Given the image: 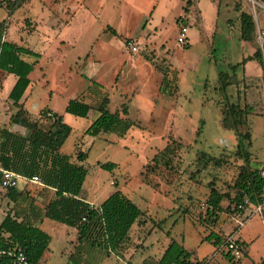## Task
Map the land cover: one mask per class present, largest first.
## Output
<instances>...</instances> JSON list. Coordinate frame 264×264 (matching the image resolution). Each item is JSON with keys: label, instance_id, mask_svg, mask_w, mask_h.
<instances>
[{"label": "rangeland", "instance_id": "obj_1", "mask_svg": "<svg viewBox=\"0 0 264 264\" xmlns=\"http://www.w3.org/2000/svg\"><path fill=\"white\" fill-rule=\"evenodd\" d=\"M183 1L24 0L9 15L0 7V20L6 19L4 39L41 55L28 75L24 108L34 120L42 109L62 115L71 130L60 152L73 161L76 152L86 153L81 162L86 170L81 197L99 204L119 190L143 212L125 242L108 256L84 244L86 251L76 252L82 248L79 246L69 257L74 235H66L63 224L44 219L40 228L51 240L38 264H157L170 239L192 251L195 260L231 264L222 256V247L214 249L201 239L210 230L223 239L231 233L236 237L240 227L224 210L227 201L221 203L223 211L216 223L207 221L204 201L210 186L232 195L231 185L243 164L234 155V132L220 124L222 110L229 104L246 111L238 131L250 135L246 147L249 167H264V93L261 77H254L260 75L262 65L264 68V5L255 0H189L188 12L183 11ZM194 2L199 21L191 10ZM80 5L87 13L77 10L70 25L64 24ZM234 5L252 17L251 41L239 38V11ZM178 20L187 27L183 44L176 42ZM105 26L115 29L117 35ZM127 42L136 46L135 52ZM256 48L259 58L252 56ZM155 67L164 69L169 80L173 77L177 90L172 97L158 91L160 74ZM243 68L253 77L241 78ZM2 75L1 127L10 123L8 117L15 111L7 99L14 76ZM103 93L109 99L108 111L124 103L127 119L138 126L122 136L110 132L89 136L84 130L94 120V110L85 117L63 112L69 99L92 104ZM166 145L173 149L167 155L168 165L162 164L164 158L153 164L151 157ZM200 153L211 160L198 159ZM98 163L112 166L102 169ZM151 167L154 173L149 171ZM40 189L37 184L25 185L28 198L15 207L0 193V217L6 210L26 209L29 202L42 207L47 195L38 200ZM249 218L254 225L247 232L255 237L250 241V259L241 264L260 261L264 252L259 217L253 214ZM245 229L243 239L248 238Z\"/></svg>", "mask_w": 264, "mask_h": 264}, {"label": "trees", "instance_id": "obj_2", "mask_svg": "<svg viewBox=\"0 0 264 264\" xmlns=\"http://www.w3.org/2000/svg\"><path fill=\"white\" fill-rule=\"evenodd\" d=\"M255 1L264 5V0ZM23 2L24 0H0V7L4 8L9 15ZM189 5L190 1L185 0L183 11H187ZM233 9L239 11L237 5H234ZM238 20L240 40L251 41L254 37L252 17L246 12L239 11ZM5 29L6 21L0 20V72L12 74L15 77L7 95V99L15 108L14 113L9 116V122L16 125L23 133L10 131L0 126V168L11 170L27 178L38 175L40 184L53 189V194L40 208L29 202L26 209L4 212L0 220V250L17 246L22 250L28 262L38 264L50 241L49 235L37 227V223L45 218L74 228L78 246L85 244L101 250L108 256L116 252L125 242L130 227L142 216L143 212L119 190L112 192L96 206H91L83 200L81 187L86 170L81 164L70 162L69 155L60 152V147L68 137L71 128L63 122L61 115L52 113L48 109H42L39 112V119H32L20 102L29 85L28 74L34 69L40 55L28 47L3 39ZM105 30L116 35L110 27H106ZM252 56L260 57L258 48ZM155 70L160 74L158 91L162 95L172 97L177 90L175 81L174 83L171 81L173 77L169 80L164 69L155 67ZM92 86L99 88L97 83H92ZM108 101L105 93L92 104L77 98L69 99L65 103L63 112L85 117L89 110H94L97 116L84 130V134L89 136H97L101 132L122 136L127 129L138 126L137 123H132L127 119L126 104L121 103L117 110L110 112L107 109ZM48 112L49 116L46 115ZM222 115L220 124L223 128L232 129L234 132L236 137L234 155L242 159L243 164L239 167L231 185L232 195L221 193L212 186L209 187L204 201V214L206 220L212 224L216 223L219 213L223 211L221 206L223 201H227L224 210L229 212V216L242 218L251 205L264 199V177L259 174L264 167H249L246 147L249 144L250 135L248 131L244 133L238 131L244 123L241 117L246 115V111L229 104L223 108ZM41 120L47 124L43 126ZM171 152L173 149L166 145L159 153L151 157V162L157 164L159 159L164 158L162 164L167 166V155ZM85 157L86 153L78 151L74 159L80 163ZM198 159L211 160L204 153H200ZM98 166L102 169H109L112 164L98 163ZM149 171L154 173L153 167ZM24 188L25 186L19 190L16 188L0 189L1 197L6 198L15 207L19 201L28 198ZM244 199L248 203L245 204ZM202 241L216 249L223 245L224 239L210 230L202 237ZM192 254L193 252L185 249L181 243L170 239L156 263H205V258L195 260ZM221 254L231 264H238L239 261L234 260L228 253L222 251ZM0 264H9L8 258L0 256ZM259 264H264V255Z\"/></svg>", "mask_w": 264, "mask_h": 264}, {"label": "built area", "instance_id": "obj_3", "mask_svg": "<svg viewBox=\"0 0 264 264\" xmlns=\"http://www.w3.org/2000/svg\"><path fill=\"white\" fill-rule=\"evenodd\" d=\"M179 23V28L176 35V42L183 44L185 41V34L187 31V27L181 24L182 20L177 21ZM128 43V48L130 51L135 52L136 46L131 42ZM47 116L50 113H46ZM259 174L264 177V169L259 171ZM39 184L40 178L38 175H32L30 177H24L20 174H17L11 170L2 169L0 168V189L5 188H16L18 184ZM245 204L248 203L246 199L243 201ZM94 206L92 204H89ZM264 206V199L256 203L255 205H251L250 209L247 211L246 215L242 218L232 216L231 219L236 223V227H240L244 224V222L253 214H257L261 216L262 207ZM83 220V219H82ZM223 251L228 253L230 257L234 260L239 259L242 257L245 247L244 245L238 240L237 237H234V233H231L227 237H225L223 245L221 246ZM0 256H6L8 258L9 264H33L26 260V257L22 250L15 246V247H8L6 249L0 250Z\"/></svg>", "mask_w": 264, "mask_h": 264}, {"label": "crops", "instance_id": "obj_4", "mask_svg": "<svg viewBox=\"0 0 264 264\" xmlns=\"http://www.w3.org/2000/svg\"><path fill=\"white\" fill-rule=\"evenodd\" d=\"M185 1V0H184ZM184 1H183V6H184ZM211 1H213L214 3L215 2H218V0H211ZM196 2V1H195ZM195 2H194V5H193V3H191V10H192V12H193V14H194V16H195V18L196 19H198V21H199V11H198V8H197V6H195ZM182 6V7H183ZM83 8H82V6L80 5V6H76L75 7V10L72 12V14H71V12H70V15H67V20H66V23H64V24H66V25H70V23H69V21H71V19L73 20L74 19V15H75V13L77 12V10H80V12H83L84 11V13H87V11H86V9L85 10H82ZM187 11L189 12V6H188V8H187ZM67 11H65V13H66ZM196 12V13H195ZM67 14V13H66ZM181 15H178L177 16V18H179ZM177 18H176V20H177ZM186 19V18H185ZM1 20H5L6 21V19L5 18H3V19H1ZM72 23V22H71ZM262 23H264V19L262 20ZM200 24H201V20H200ZM106 27H108V26H105V28ZM199 28H200V32H201V35H203L202 33H203V28H202V25L200 26L199 25ZM113 29V28H112ZM114 31H115V33H116V30L115 29H113ZM238 32H239V30H238ZM116 35H117V33H116ZM203 37V36H202ZM3 39H4V36H3ZM6 40V39H5ZM17 44V43H16ZM17 45H19V44H17ZM23 46V45H22ZM39 55H40V53H38ZM41 56V55H40ZM39 56V57H40ZM30 60V59H29ZM37 62H38V60H37ZM253 62V59H251V61L249 60V61H247V63L249 64V63H252ZM36 66V65H35ZM34 66V67H35ZM261 68L262 69H259V74L260 75H258V76H254V77H256V78H260L261 77V79H262V85H263V88H262V94L264 93V68H263V65L261 66ZM0 73H2V72H0ZM3 75H2V78L4 77H7L8 75H12V74H5V73H2ZM29 75V74H28ZM226 76V75H225ZM253 77V74H249V73H246L245 71H244V68H243V73H242V77L241 78H244V79H246V78H249V77ZM226 78V77H225ZM14 80H15V77H14ZM29 87H30V80H29V85H28V87L26 88V90L24 91V93H23V95H22V97H21V99H20V102L22 103V105H23V96H24V94L26 93V91L29 89ZM24 107V106H23ZM49 111H51L52 113H56V112H54L52 109H48ZM26 111L28 112V110L26 109ZM29 113V112H28ZM30 114V113H29ZM57 114V113H56ZM59 115V114H58ZM70 115V114H69ZM96 116H97V113H96ZM96 116L94 117V119L96 118ZM38 117V116H37ZM36 117V118H37ZM61 117H62V120H63V116L61 115ZM9 118V117H8ZM33 119V118H32ZM64 122V121H63ZM3 127H5V128H7L8 130H10V131H15V132H18V133H23V131L21 130V129H19L16 125H14V124H11V123H5V125H3ZM72 155V154H71ZM69 160H70V162H72V163H76V164H81V162L80 163H77L76 162V160L75 161H73L72 160V158H71V156L69 155ZM27 184H31V183H27ZM27 184H18V186L16 187V189H21V188H23L25 185H27ZM41 189H40V194H39V196H38V200H41L42 198H43V196L44 195H47L46 196V200L44 201V205L48 202V200L52 197V194H53V189H51V188H49V187H46V186H43L42 184H37ZM44 194V195H43ZM83 200L85 201V202H87L88 204H92V205H94V206H96V205H98V204H95V203H91L90 201H87L85 198H83ZM8 201V200H7ZM43 202V201H42ZM263 214V215H262ZM2 217L3 216H1L0 217V220L2 219ZM259 217V219H258V222L260 223V225H261V227H262V229H263V231H264V206L262 207V211H261V216H258ZM45 218H43V219H41V221L40 222H38L37 223V227L39 228V229H41L40 228V225L43 223V220H44ZM250 219V218H249ZM249 219L248 220H246L245 221V223L242 225V226H240V228H239V230H238V232H237V234H236V237L238 238V240L244 245V247H245V250H244V253H243V255H242V257H240L239 259H237L239 262H238V264H241L245 259H250V257H249V254H248V250H249V246H250V241H252L253 240V238L255 237L254 235H253V233H252V236H251V234L249 233V232H247V230H248V228H250V227H252L253 225H254V221H253V219L252 220H250L249 221ZM246 228V229H245ZM243 229H245L244 231V235L245 236H248V238H246V239H243L242 238V232H243ZM42 230V229H41ZM62 230H64L65 231V234L66 235H70L71 237H72V235H74V245L71 247L72 248V250H68L69 251V257H72V255L71 254H73V250H75V249H77L79 246H80V248L81 249H79V250H76V252H78L79 254H81V253H83L84 251H86V248L83 246L84 244H80L79 246H78V243H77V241H76V230L74 229V228H70V227H66L65 225H63V228H62ZM45 232V231H44ZM48 235H49V237H50V240H51V236H50V234L48 233V232H46ZM250 237V238H249ZM127 238H128V234H127ZM86 246V245H85ZM83 248H84V251H82L83 250ZM44 253V252H43ZM42 253V254H43ZM264 255V252L261 254V256L259 257V259L261 260V258H262V256ZM41 258H42V255H41ZM217 263L216 264H219L218 263V261H216ZM259 262L260 261H257V262H253L252 261V263L253 264H259ZM215 263V262H214ZM204 264H208V262H205Z\"/></svg>", "mask_w": 264, "mask_h": 264}]
</instances>
